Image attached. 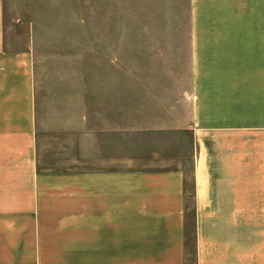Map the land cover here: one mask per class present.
Instances as JSON below:
<instances>
[{
    "label": "crops",
    "instance_id": "crops-1",
    "mask_svg": "<svg viewBox=\"0 0 264 264\" xmlns=\"http://www.w3.org/2000/svg\"><path fill=\"white\" fill-rule=\"evenodd\" d=\"M38 2L0 0V264H264V194L212 162L195 81L264 71V0H190L192 85L45 36Z\"/></svg>",
    "mask_w": 264,
    "mask_h": 264
},
{
    "label": "rangeland",
    "instance_id": "rangeland-1",
    "mask_svg": "<svg viewBox=\"0 0 264 264\" xmlns=\"http://www.w3.org/2000/svg\"><path fill=\"white\" fill-rule=\"evenodd\" d=\"M37 1L41 11L45 9L40 16L46 23L45 36L121 39L128 69L173 70L176 85H192L194 79L186 76L192 63L182 45L188 36L190 0ZM212 64H207L206 78L195 79L208 91L214 87L217 91L201 98L207 104L202 110L204 131L209 139L221 138L207 143L212 162L219 160L224 169L231 168L239 186L254 182L256 196H263L264 71L248 63L249 68L225 70L222 73L228 76L215 77L211 75L220 72Z\"/></svg>",
    "mask_w": 264,
    "mask_h": 264
}]
</instances>
